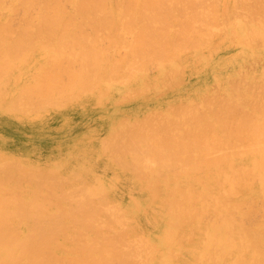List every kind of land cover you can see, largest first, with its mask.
I'll return each mask as SVG.
<instances>
[{
    "label": "bare ground",
    "instance_id": "1",
    "mask_svg": "<svg viewBox=\"0 0 264 264\" xmlns=\"http://www.w3.org/2000/svg\"><path fill=\"white\" fill-rule=\"evenodd\" d=\"M2 1L0 0V2ZM15 1L16 3L20 2L24 4L25 9H35L37 11L33 16L30 13L31 18L29 17L28 20H25L26 22H20L21 24L17 25L19 28L16 27L17 30L16 28L12 29L8 25L9 18H7L6 22L4 17H0V61L2 59L6 63L8 62L9 67L13 69L15 68V61L28 58L30 56H28V53L31 50L32 53L34 52V45H49L50 48L44 46L46 50L47 48L50 50L54 48L53 51L56 50L53 60L55 61L59 58L57 62L55 61L56 64L51 69L50 67L48 70L39 69L34 73L32 71L22 72V76H27V81L29 80L25 93L31 94V105L43 104V102L48 104L56 99L55 97L59 100V98L62 99L72 93H79L84 90H96L104 84L105 79L104 82L102 79L106 74H108L107 77H110V75H114L113 69L117 71L116 68L120 65L124 64L123 66H125V64H131L128 61L132 60L129 54H121L120 52L119 58H116L109 51L99 50V46L96 43L102 39L101 36L95 41H92V35L85 34L87 27L97 31L101 29L102 34L104 32L103 29L108 30L110 32L108 33L109 35H106V32L103 39L106 37L110 43L113 40L117 42L116 39H120L117 35H114L116 28L122 26L129 33L130 30L132 32L135 31L131 28H136L138 32L136 35L134 34V41L132 40L134 43L131 42V45L133 43V51L131 54L139 57L143 61H151V59L168 56V54L171 57V54H177L175 50L176 47L179 48V45L181 46L183 44L195 47V44H197L196 46L200 47L201 43L197 42H200L202 39L204 40V34L194 26L197 23L194 22V20H198L197 17H193L192 19L187 18L185 23L181 22L179 16L182 15L184 9L178 8V6L173 7L174 0H68L74 7L73 11H69L70 14L62 6L61 3L63 2L59 3L55 0ZM199 1L201 4L203 3V0ZM195 2L193 3L195 4ZM255 2L257 4H251L247 0H239L233 7L237 4L238 6L242 4L241 9L245 7L252 16L257 15L258 19L260 16L264 17V0H256ZM16 3L14 4V8L17 5ZM230 3L231 1L229 2L227 0L223 5H216L213 10L202 11L199 19L203 23L201 25L204 28H208V26H212L211 23L215 25L220 17L224 18L229 16L230 13H234L231 12L233 8L230 6ZM189 4L192 5L191 1ZM66 5L64 6L67 7ZM219 6L222 7L220 8ZM14 8L11 11H14ZM20 11L25 10L20 9ZM175 11H179L181 14L173 17ZM17 12L19 14V10ZM244 12L246 13V11ZM24 13L23 15L28 17ZM253 20L255 22V17ZM262 21L264 23V20ZM263 23L261 25L264 28ZM253 24L256 26L258 22ZM175 25L177 27L181 26L182 28L179 32L173 33L169 28ZM254 31L257 32L258 30L256 29ZM101 32L99 33L101 34ZM209 35L212 36V32ZM243 36L240 37L242 38ZM119 43L117 42L116 44ZM248 46L247 48L249 49L250 46ZM38 49L40 47L36 48V50ZM178 51L180 50L178 49ZM46 55L48 56V54ZM52 55L50 54V56ZM14 57L18 59L14 61ZM169 57L168 59H171ZM177 58L176 60H178ZM61 60H66L65 63L67 66H61L63 63H60ZM170 61L172 62L174 60ZM17 62L20 61L18 60ZM169 64L171 65L172 63ZM49 65H51L50 61ZM174 65H177V63L172 64L173 67ZM209 65L211 64H206V66ZM213 66L211 69L216 68H213ZM1 67L2 63H0V69H2ZM9 67H7L8 71H10ZM128 67L129 65L126 68ZM3 70L4 75L7 74L5 72L6 70ZM40 71L43 72L40 74ZM125 71L128 72L130 70L127 69ZM11 72H8L10 76ZM2 76L0 72V84L2 83L0 87L4 85L1 82ZM14 77H17V74ZM109 77L106 83L109 82ZM110 81L112 82V80ZM246 83H240L245 85L244 88L247 90L246 92H241L242 95L239 93L233 95L228 90L221 89L222 87L220 86V89L223 90L222 93L225 95L224 98L222 97L224 100L219 99L220 102L215 100L218 102L217 104L213 103L214 100L211 103L207 101V104L204 105L206 107L203 106V108L201 106L202 108L200 107V110L199 108L195 110V106L191 107V102H188L190 104L186 103L187 108L185 107L184 109V106L182 107L181 105L185 104L179 103L180 108H177V105L176 111L178 114L181 112V117L184 116L182 118L171 120L172 118L169 114H166L167 116H164V114L163 116L166 118V122L162 121L165 119L162 116L159 118L160 121L157 119L155 121L152 118V124L149 123L148 125V122L146 123L145 121H148L150 117H145L148 120L143 118L145 121L141 120V122L146 123L145 125L149 127L147 130H142V128L138 127L139 129L136 128V131H130L126 135V141L120 138V141L123 140L124 143H122L123 141L120 144H116L115 142L116 145H113L114 148L111 146V149L114 150L113 153L117 151L118 154L128 155L132 159V166L135 167L133 173L138 178L136 180L139 181L141 179L139 183L143 180L142 185L143 183H147L146 189L148 191L146 190V192L148 195L147 199L149 200L147 204L152 205V203H157L159 207L157 217H168L172 222L171 226H173L174 230L172 228L169 231L164 230L166 231L165 233L163 232L161 241L164 245L162 246L163 249L160 250V253L163 251L162 256L157 258L153 255L151 250H154L152 246L155 243L151 245L147 240L145 241V238V242L143 240L141 241L143 244L145 243L143 246L144 249L142 247V250L138 245H135L140 239L136 243H133L135 236L139 234V230L142 229L144 222L137 218L133 223L131 222L132 224L129 223L128 216L126 217L124 212H120V206H117L120 202L114 206L113 204H107L108 208H106L105 202L108 203V201L104 200L103 202L96 195L95 198H98V200H95L92 196L96 190L90 189L91 191H89L88 188L90 186H87V189H85L89 191H86L87 193L91 194L92 192V198L84 191L82 193H85L89 197H86L85 194L81 196L79 192L78 194L81 200L74 201L75 198L78 199V194L75 193L76 196L73 195L71 197L67 192L71 188V178H69V175H64L66 173L62 171H51L52 169L49 170V168L48 171L41 172L42 176H40V173H38L39 175L37 174L38 167L37 169L34 168L33 172L32 168L28 167L30 169L27 170L26 167L25 170L27 171L24 170L22 172L21 170H23L25 164L21 165L19 162H16L18 164L16 167L21 165L20 167L22 169L20 168V171L22 173L26 172L24 176L22 174L23 181H29L30 179L31 182L29 184H32V181L35 183L37 178H43L40 179V185L38 186L36 185L38 184L37 179L34 184L35 187H31L26 182L28 187H30L28 189L29 193L31 191L29 197L20 195L17 193V190L13 194V191L17 189L15 183L17 185L19 183L18 181L21 183L19 185L25 183L21 180V175L18 174V176L16 174L15 165L12 162V168L14 167L13 170L15 169L14 172L17 175L14 174L15 178H13L15 180L18 177L20 180L18 178L15 181L7 179L10 182H14L16 187L12 186L14 190L9 194L11 196H8L7 193L4 196L11 183L6 180V177H4L5 179L1 178L4 171L0 173V178L3 181L6 180L8 183L5 184L6 182H4L6 189H3L4 185L0 189L3 192V196L0 194V264H139V261L141 264H194V262L195 264H199L204 258L209 257L215 262H220L223 257L226 258L223 255L224 253L225 255L227 253L233 254L236 257L235 260V257L231 260L234 261L232 264H264L263 220H261L262 222L260 221L261 223L258 221L261 224L258 225L263 227L257 228L258 225L255 226L256 228L252 227V222H250V225L244 224L247 220H254V211L256 210L252 207L256 206L258 199L263 201L262 208H264V88H262V83L258 85L262 89V92L257 86V81V84L252 83L257 88L252 86V89L251 86L246 87ZM6 84L8 85V83ZM106 85L108 87L106 88L104 86L103 90H107L110 86L109 84ZM3 88L4 86H2ZM257 89H259L262 95H259L260 92ZM252 91L256 96L258 95L257 99L253 95L255 100L250 97ZM73 94L71 95L72 97ZM240 95L241 98L243 96V101H241ZM54 102L57 103L58 101ZM178 109H181V111ZM202 109H204L203 112H201ZM154 122L155 125H153ZM109 135L111 136V132ZM117 136L115 135L116 138ZM114 139L112 140H119V138ZM111 144L114 143H109V145ZM105 145L107 146V144ZM113 153L111 152V154ZM13 158L15 161V156ZM10 159L12 160V156ZM21 160L23 162V158ZM119 161L117 163L121 164ZM52 163L53 165L55 164L54 162ZM129 165L131 167V163ZM6 167H8V164ZM1 168L3 169L4 167L2 166ZM38 170H40V167ZM34 172L36 175H33ZM27 174L28 176L33 175L35 180L31 178L32 176H27L28 179H25ZM70 175H73L72 171ZM36 176L37 178H35ZM1 179L0 182L2 181ZM56 179L63 184L56 181ZM75 180L78 181L77 179ZM6 185H9L7 186L8 188ZM12 187L10 186V188ZM103 188L105 186L101 189ZM141 188L140 190L143 191L145 186ZM8 190L7 192H11V189ZM243 190L247 191V195L242 197L241 193ZM103 191L101 190L100 192L99 190L98 193L102 196L107 190H105L106 192ZM130 198L133 201L136 200L134 197L132 198L130 196ZM135 203L136 201H134L133 205L139 209L140 207ZM110 209H114V211L109 212ZM115 209H118V211H115ZM142 209L144 210V208ZM124 210L122 209V211ZM106 211L110 213H107L110 216L106 214L108 220H105L104 216H102L103 214L105 215ZM235 212L236 216L240 217L236 218ZM200 214L203 215H201L202 217L200 216L202 219L205 214H209L214 220L202 223V219L200 220L198 218ZM255 215L257 216V214ZM256 218L260 219L258 217ZM256 218L254 222H257ZM168 223L166 222V224ZM199 229L204 237L202 241L195 239V232ZM191 238H193V246L195 247L190 249L188 254L190 260H188L186 256L183 257L185 248L182 241L187 239L186 243H190L192 241ZM166 243L175 249L172 247L174 250L172 252L168 251ZM155 248L157 250V247ZM172 248L170 249L172 250ZM143 251V256H147L146 259H143L141 256ZM175 251L181 254V258H176L177 252L175 253ZM241 254H245L243 255L244 257ZM141 258L143 259L142 261ZM224 263L226 262L222 264ZM205 264H210V261Z\"/></svg>",
    "mask_w": 264,
    "mask_h": 264
},
{
    "label": "rangeland",
    "instance_id": "2",
    "mask_svg": "<svg viewBox=\"0 0 264 264\" xmlns=\"http://www.w3.org/2000/svg\"><path fill=\"white\" fill-rule=\"evenodd\" d=\"M55 1H58L59 3L63 2L61 4L67 10V13L69 11L70 12L73 11L74 9V7L69 3L68 0L67 1L55 0ZM190 1L192 5L189 4ZM195 1L196 0L194 1L193 0H189V1L188 0H174L173 7L178 6V8L184 9V12H182V15H180L181 13L179 11L178 12L175 11V15L173 14V17L174 16L177 17L180 15L179 16L180 21L184 23L186 22L187 18L192 19L193 17L195 18L197 17L198 20L197 19H196L197 21L194 20L195 23L197 22L196 23L197 25L194 24V26L195 28L199 29L204 34V37H203L204 40L202 39L200 42H197V43H201L202 47L201 45L200 47L196 46L197 44H195V47H190L188 45L181 44V46L179 45V48L176 47L175 51H177V54H171L172 55L171 57H169V54H168V56L166 55V56H163L157 59L156 58L151 59V61H143L139 57H135L134 55H132L131 54L133 51L132 45L134 43L133 39L135 38V35L138 32L136 28H131V29H134L135 31L132 32L130 30V33L128 30H126L122 26L116 28L114 30V35L115 36L117 35V37L120 38L119 39L120 41L116 39L117 42H120L119 43L120 45H119V44H116L117 42H114V40L112 43H110L109 40L107 41L106 37L103 39L106 32H107L106 35H109L108 33L110 32L108 30L103 29L104 32L102 34L101 29H98L97 31L95 29H91L87 27L85 29V34L92 35V38H93L92 41H95L101 36L102 39L100 40L102 43L100 42V40L96 43L97 46H99V50L102 49L103 51H109L112 53V56H115L116 58H119L118 56L120 55L119 54L120 52L121 54L123 53L129 54V56L132 57V60H128L131 62V64L130 63L128 64L129 65L128 68H126L128 66L127 64H125V66L127 65L126 67L123 66L124 64L120 65L118 68L115 67L119 73L115 71V69H113L114 75H110V77L108 76L109 82L107 83L106 81L108 80L107 79L108 74H106V76H104L102 79L103 82L105 79L104 84H102V86L99 85L101 87H99L98 89L84 90L83 92L74 93V94L72 93L73 97L71 96L72 95L71 94V95L65 96L66 98L63 97L62 99L64 100H62L61 98H59L58 100V98L55 97L56 99L52 100L51 103L45 104L43 102V104L39 103L37 105L36 104L31 105L30 104V102L32 101L31 94L25 93L27 91L25 89L28 86L29 80L27 81V76L25 77L22 76V72L32 71V73H34L35 71H38L39 69L48 70L49 67L51 69L56 64L57 60L59 59L57 58V60H55L56 62L53 60V56L56 54V50L53 51L54 48H52L51 50L47 48L46 50L45 47L47 45H42V46L34 45L33 46L34 52L32 53V50H31V52L28 53V56L30 55L28 58L21 60V59L14 57V61L18 59L20 62H17L18 60L15 61V68L13 69L9 67L8 62L6 63L4 60L2 61L1 59L0 63H2V67H1L2 69H0V72H1V76L3 75L1 77V82L4 83V85H2L4 86V88L2 89V86L0 87V152H1L0 153V165L4 167L2 169L1 168L2 166H0L2 170V171L0 170V173L4 171V173H2L1 178L6 177V180L9 179L13 181L15 178L14 174L16 172L17 175L18 174L21 175V180L23 181L22 174L24 176L26 172L25 173H22V172H24L26 167H27V170L32 168V172L34 168L37 169L38 167L39 169L40 167V170L37 169V174L40 173V176H42L41 172L48 171L49 168H50L49 170L52 169L51 171L53 170H55L56 172L62 171L63 173H66L64 175L66 176L69 175V178H71L70 186L72 189L69 188V190H67V192L71 195V197L73 195L76 196L75 193L78 194L79 192H80L79 194L83 196V194L85 193H82V192L84 191L86 192L87 191L86 187L90 186L88 188L89 191L91 190L97 191V193L95 191V194H93L92 197L95 198V195H96V197L98 196V198L101 199V201L103 202L104 200L105 201L107 200L108 203L105 202L106 206L107 204H110V205L113 204L114 206L120 202L119 203L120 205L118 204L117 206H120V209H121L120 212H124L126 217L128 216L127 218H128L129 223L131 222L133 223L137 218L138 220H142L144 222L142 229H141L142 231L139 230V234L135 236L133 243H136V241L140 239V241H138L137 244L135 245H138L141 248V250L145 244L141 242L142 240L143 242L147 240V242L151 245H154L155 243V245L152 246L154 250L152 249L151 252L157 258L162 256L163 251H161L160 253V250L163 249L162 246L164 245V243H162L161 241L163 232L165 233L166 231H169L173 228V226H171L172 222L170 218L168 217L167 218L157 217V215L159 214V207L157 203L156 204L152 203V205L147 204L149 203V200L147 199L148 195L146 192V190L148 191V189H146L147 183H143L142 185V182H144L143 180L140 183L139 181L141 179H139V181L136 180L138 178L137 176L134 175L135 173H133L135 167L132 166L133 165L132 159L129 158L128 155L121 154V153L118 154L117 151L113 153L114 150L111 149V146L112 148H114L113 145H116L118 143L120 144L123 141V140L120 141V138L121 139L123 138L124 141H126V135L130 131H133V132L136 131L137 129H139L138 127L142 128V130H145V129L147 130L149 128L147 125H145L147 122L149 125V123H151V121L153 120L156 121L157 119L160 121L159 118L162 117L164 114H165L164 116H167L169 114V116L172 118L171 120L175 118L178 119V118L184 117V116L181 117L182 115L180 114L181 112L179 113L180 114L179 115L176 111L177 108H180L179 106L180 104H183V103L185 104V105H181L182 107L184 106L183 107L184 109L185 107L187 108L186 103L190 104L188 102H191L190 104L191 107L195 106L194 107L195 110L196 108H199L200 110V107L201 106L203 107L204 105H206L207 101L208 103H211L214 100L213 103L215 104L220 102V100L223 99L225 96L222 93L224 89L228 90L229 93L233 95H236L238 93L241 94V92L243 93L247 91L245 90L246 88H244L245 85H243L245 84V82H247L246 87L251 86V89H252L253 84H257V83H258L257 86L260 85V83H262L263 87L262 86L261 87L264 88V42H263L264 41V28H263V25H261V23H263L262 20H264L262 18L264 17L259 15L260 18L262 17L260 20V18L259 19L257 18V15L252 16L250 12L248 13V9L246 10L245 7H243V9L245 8V10L241 9L243 6L242 4L240 6H238L237 4L235 7H233L236 2H239V0H229V2L231 1L230 6L233 8L231 12H234V13H230L229 16L224 17V18L220 17L219 21L215 25L211 23V25L214 28L212 26H208V28H204L201 25L203 23H201V20H199L201 17L202 11L213 10V8L215 9L216 5L218 4L223 5V3L226 2L227 0H203L202 4L200 3L199 0H197L196 2ZM255 1L256 0H247V2H251V4H254V3L257 4V2ZM193 2H195V4ZM15 3H16L15 0H3L2 2H0V17L1 18L4 17L5 21L7 20V18H9L8 25H10L12 29H15L17 25L24 23L25 20L29 19V17L31 18V16H33L37 11L35 9H34L35 11L33 9H25L24 4L20 2H17L16 3L17 7L15 6L14 8ZM64 5H66L67 7H65ZM219 7L221 8L222 6H219ZM13 8H14V11H11ZM239 8H240V11H239ZM20 9L25 10L26 13H24L25 11H20ZM18 10H19L20 15L17 12ZM244 11H246V13ZM22 12L25 15H28V17L24 16ZM22 17L24 18V20ZM254 17H255V22H258L257 24L258 26L257 25L254 26L253 24L255 23L253 22ZM181 28H182L181 26L177 27L175 25L174 27H170L169 29L170 31H173V33H176V32H179ZM253 28L254 30L257 29L258 31L255 32ZM241 29L243 30L242 32H241ZM16 30H14V32H16ZM99 32H101V34ZM210 32H212V36L209 35ZM13 34L16 35L15 33ZM240 36H243V37L241 38ZM208 38L209 40H207ZM208 41L210 42L208 43ZM131 42H133L132 45H131ZM248 45L250 46L249 49L247 48ZM38 47H40V49L36 50V48ZM47 47H49V45ZM177 48L180 51H178ZM46 54H48V56ZM50 54L51 55L53 54V55L50 56ZM49 56H50V60H49ZM168 57L171 59H168ZM174 57L176 58L178 57L177 58L178 60H176V58ZM48 60L51 62L52 66L49 65ZM170 60H174V61L171 62ZM61 62H63L61 66H64V65L67 66V64L65 63L66 60H61L60 63ZM169 63H172V64L177 63V65H174L173 67L172 64L170 65ZM209 63L211 64L209 65L211 67L206 66V64H209ZM159 64L162 66L160 67ZM212 64L213 65L215 64V65L213 66ZM3 66H5V68H3ZM212 66L213 68L214 67L216 68L211 69ZM7 67L10 68V71H8ZM3 69L6 70L5 72H7V74L4 75ZM127 69L130 70L128 71L129 73L125 71ZM8 72H11V76ZM19 72L21 73V75ZM42 72L40 71V74ZM16 74H17V77H14L16 76ZM115 74L117 77L115 76ZM118 75H119V78H118ZM120 75H121V80H120ZM111 76H114V77L111 78ZM239 76L240 77L242 76V77L240 78ZM214 77H217V78H214ZM113 79L117 81L114 80L113 82ZM110 80H112V82ZM6 83H8V85ZM240 83H243V84H240ZM106 84H109L111 87L109 86L107 90H103L104 86L106 88L108 87V85ZM253 87L255 88L256 85H254ZM220 88L223 90H221ZM258 88L260 87L258 86ZM257 90L258 92H260L259 89ZM248 91H251V90H248ZM253 91L251 93L252 95L250 96L251 98H254V96H256L253 93ZM241 95H240V99H242L241 101H243V96L241 98ZM259 95H262L261 92ZM257 96L255 97L256 99H257ZM215 100L216 101L218 100V102H216ZM54 101H58V102L56 103ZM177 105L178 107L176 108ZM257 105H254V106H257ZM181 109H178V110L181 111ZM203 111L204 109L201 110V112ZM153 116L156 118H154ZM145 117H150V118L148 120ZM143 118L148 121L143 120ZM141 120L145 121L146 123L141 122ZM165 120L166 118L162 121H165ZM153 125H155V122ZM110 132H111V136L109 135ZM115 132H118V133H115ZM114 133L116 136L118 134L117 138H119V140L115 137ZM121 136H124V137H121ZM114 138L117 139V141L119 142H117ZM112 139H114L115 141H113ZM102 141L103 143L107 144V146L103 144ZM124 141L122 143H124ZM109 143H114V144L109 145ZM101 145L103 146L105 151L103 150ZM107 150L110 152H108ZM2 152H4L5 154ZM111 152L114 155L111 154ZM9 154H10V157H9ZM13 155L15 156V158L17 156L19 157H17L14 161ZM118 155L119 156L121 155V156L119 157ZM11 156H12V160L10 159ZM22 158H23V162L21 160ZM26 159L27 160L29 159L30 161L29 160L28 161L30 163ZM115 160H117L116 163L120 160L119 162H121V164L117 163L118 164L117 165L115 163ZM51 161L55 163L54 164L55 166L53 165ZM12 162H14V165H15L14 167L16 171L15 169L13 170L14 167L12 168L13 166ZM16 162H19V164L21 165L25 164V167H23V170H21L22 172L20 171L21 165L17 166L19 167L17 168L16 165L18 164ZM130 163H131V167L129 165ZM7 164H8V167H6ZM124 164L126 165L124 166ZM119 165L120 167L121 166L122 167L120 168ZM28 167L30 168L28 169ZM78 168L79 169L81 168L80 172ZM131 169H132V173H131ZM83 170H87V171H83ZM71 171L73 173L72 176L70 175ZM73 171H76V172H73ZM6 172L8 173V175ZM34 173L33 175H36V173L35 174ZM28 174L26 175L25 179H28L27 178ZM33 175H29V176H32L31 178H33L34 177ZM17 178L18 177H16V179ZM35 178H37V176ZM41 178H37L39 182L36 179L38 183L36 184L37 186L40 185L39 183H40ZM79 178H82V179H79ZM75 179L77 180L79 179V180L76 181ZM1 180L2 181L0 182V189L3 187L2 185H4V182H6L5 184H8L7 181L10 182L9 180L7 181L6 180L3 181V179ZM33 180L35 179L33 178ZM56 181H59V180L56 179ZM18 182H17L18 185L21 184L20 181ZM23 182L25 184H23ZM23 182H22L23 185H19V186L15 183L17 189L13 191V194L17 190V193H19L20 195L29 197L31 195L30 194L31 191L29 193L28 189H30V187H28V184L31 181L29 179V181H23ZM26 182H28V184ZM10 183L11 184L9 185L11 187L12 186L15 187L14 182H10ZM35 183L32 181V184L30 183L29 185H31V187L32 186L35 187L34 185ZM82 183L84 184L82 185ZM101 183L103 184V186ZM9 185H6V187ZM10 186L9 188L8 187L7 188L11 189V192H7L9 191L7 189L6 192L4 191L5 192L4 196L7 194L8 196H11L9 194L12 193V190H14V188L12 187L13 188L12 189L10 188ZM104 186L105 188L101 189ZM141 187L144 188L145 190L144 189L143 191L140 190ZM4 188H5V185L3 189ZM80 189H83V190H80ZM98 189L100 190V192L101 190L102 191L107 190V192L105 191L106 193L101 196V194L98 193L99 192ZM0 192H1L0 194L2 195L3 194L2 190H0ZM246 193L247 191L243 190L241 193V196L243 197L247 195ZM79 194L77 195L78 199L75 198L74 200V197H73L74 201L81 200V198H79L80 196ZM87 194H89L91 197L92 192L91 194L90 193H87ZM85 196L89 197L86 194ZM130 196L136 199L134 200L136 201L135 204H137V206L140 207L139 208L140 210L137 209L135 205H133L134 201L130 198ZM84 198L82 197V199ZM98 198H95V200L96 199L98 200ZM258 200L256 201L257 202L256 206H253L252 208L256 210L254 211V213L257 214V216L254 214V220L256 217L260 219L256 218L257 222L256 221L254 222L253 219L251 221L247 220L244 223L245 225H250V222H252L253 225L251 224V226L255 227L256 225L259 224L261 220H263V222L262 221L261 222L264 223V219H263L264 218L263 217L264 208H262L263 201H261V199H258ZM117 206L115 207L117 208ZM141 207L144 208L145 211ZM106 208H108V206ZM131 208H133L132 211H131ZM135 208L139 211H137ZM122 209L123 210L125 209V210L122 211ZM112 210L114 211V209H110L109 212ZM115 211H118V209H115ZM142 211H144V213H142ZM109 212L106 211L105 215ZM105 215L103 214L102 216H104L105 220H108V216L110 215L108 214H107L108 216L107 215L105 216ZM201 215L202 214H200L198 217L200 220L202 219L201 217L203 216ZM235 216H236V212H235ZM238 217L240 216H236V218ZM133 218L135 219L133 220ZM212 218L213 217L211 215L205 214L204 218L202 219L203 222L202 221L201 222L206 223V222L213 221L214 219ZM165 221L169 223L166 224ZM259 225L257 226V228L263 227ZM172 230H174V228ZM155 235L159 237H156ZM195 235H196V238H195L196 240L202 241L204 239L203 234L200 231V229L195 232ZM139 236H141V238L143 239L139 238ZM146 237H148L149 239L148 238L146 239ZM144 238H145V241H144ZM191 240L192 241H190V243L189 242L186 243L187 239L182 241L183 242L182 244L184 245V248H185L183 251V254H184L183 257L186 256L188 260H190L188 257L190 249L195 247L193 246L194 245L193 238H191ZM155 247H157V250H155L156 249ZM159 247L160 249H158ZM172 247L173 246H168L166 243V248L168 251L172 252L175 249L174 247H173L174 249ZM170 248H172V250ZM175 253L177 255L176 257L177 259L181 258V254L178 251H175ZM143 255H144V251L141 253V256L143 259H146L147 256H143ZM223 255L226 256V258L223 257L224 260L222 259V261L220 262L222 263L226 262L224 264H230V263L232 264V262H234V261H231L233 260V257H235L233 254L227 253V255H225L224 253ZM230 255L232 256L227 257ZM243 255L242 257H244ZM142 258H141V261L143 260ZM235 259L236 257L234 258V260ZM239 259H240V255H239ZM209 261H210V264H222L220 262H215L213 259H211V257L204 258L201 262L202 264H205L206 262H209ZM201 262L199 264H201ZM139 264H141L140 261H139Z\"/></svg>",
    "mask_w": 264,
    "mask_h": 264
}]
</instances>
